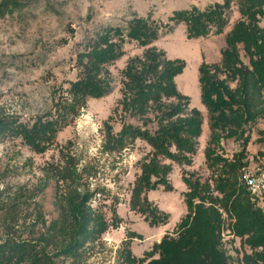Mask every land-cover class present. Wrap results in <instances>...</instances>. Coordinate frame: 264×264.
Returning a JSON list of instances; mask_svg holds the SVG:
<instances>
[{
    "label": "trees",
    "instance_id": "16d2710c",
    "mask_svg": "<svg viewBox=\"0 0 264 264\" xmlns=\"http://www.w3.org/2000/svg\"><path fill=\"white\" fill-rule=\"evenodd\" d=\"M231 2L223 0L203 11L197 7L175 11L168 23L161 25L150 18L134 17L127 33L108 28L78 54L79 76L66 94L55 100L53 111L32 125L0 117V135L21 138L32 151L45 153L54 145L58 133L80 116L89 99H100L112 92L108 66L123 56L127 39L147 47L161 32L170 33L182 23L190 41L220 35L228 24ZM22 5L18 0H1L0 10L13 12L22 9ZM238 7L240 18L225 36L220 61L203 59L198 68L201 102L209 116L210 140L205 157L209 167H220L215 186L183 175L188 188L187 214L174 233L166 234L141 258L125 247L120 257L122 264H229L221 249L225 220L220 209L234 220L231 226L235 236L253 251L243 257L244 263L264 264V206L260 205L264 196L252 195L239 180L240 172L247 166L251 130L264 120V0H238ZM185 67L183 60L168 59L155 46L147 49L143 57L132 58L123 71L122 109L143 119L144 125L155 123L157 129L152 132L123 124L117 136L108 133L107 147L111 151H121L138 139L153 149L151 158L141 166L130 199L131 210L144 216L152 227L166 224L169 216L149 201L148 192L159 186L173 190L168 182L173 168L167 161L189 165L202 135L201 112L190 108L189 98L175 82ZM262 135L260 142L264 143V131ZM226 140H234L241 147L233 159L218 153ZM59 175L62 182L74 179V172L69 169L59 171ZM56 193L52 218L47 220L43 207L36 206L33 224L24 225L25 234L17 235L20 227L12 214L8 216L3 225L4 237L0 238V264L87 263L88 246L100 240L109 224L90 207L93 194H80L75 189L66 195ZM137 237L129 233V238Z\"/></svg>",
    "mask_w": 264,
    "mask_h": 264
},
{
    "label": "rangeland",
    "instance_id": "374dc122",
    "mask_svg": "<svg viewBox=\"0 0 264 264\" xmlns=\"http://www.w3.org/2000/svg\"><path fill=\"white\" fill-rule=\"evenodd\" d=\"M18 1L23 4L22 9L13 12L0 10V117L13 118L27 125L53 111L55 100L65 95L79 76L78 54L84 52L98 34L108 28H120L127 33L134 17L167 24L175 11L193 7L203 11L214 3L223 2ZM239 18L238 0H232L228 24L220 35L211 34L205 39L190 41L186 25L182 23L170 33L161 32L159 38L147 47L127 39L122 47L123 56L108 66L113 80L112 92L100 99H89L80 116L58 133L54 145L43 154L32 151L21 138L0 135V238L4 237L3 225L10 214L20 227H17V235L25 234L24 225L33 224L36 206L43 207L46 219L50 220L56 191L66 195L72 189L80 194H93L90 207L102 214L109 224L100 240L88 246L86 264H122L120 257L125 247L141 258L166 234L172 235L187 214L185 194L188 188L182 181L183 175L200 179L203 183L209 182L213 188L220 173V167H209L205 157L210 140L209 116L201 102L198 68L203 56L208 62L220 61L217 59L218 56L220 59L221 50L217 49L225 47V36ZM261 26L264 27V18ZM154 46L164 51L168 59L185 62L186 67L175 82L180 92L189 98L190 108L201 112L203 125L197 153L191 163L178 165L167 161L173 168L168 178L173 190L167 191L159 186L148 192L149 201L169 216L166 224L152 227L144 216L131 210L130 199L134 183L141 174V166L151 158L153 149L146 141L138 139L121 151H111L107 147V139L109 132L117 136L123 124L148 128L152 132L157 129L155 123L144 125L143 119L125 113L121 105L124 69L132 58L143 57L146 50ZM251 131L244 169L259 174L264 172V143L260 142L264 120L253 126ZM222 148L217 152L229 159L241 151L239 143L234 140L223 141ZM64 169L74 172L73 181H60L59 171ZM242 171L239 180L243 184ZM44 184L46 188L42 187ZM260 205L264 206V201H260ZM113 211L116 217H113ZM220 212L225 220L221 249L229 264H245L243 257L252 255L253 251L244 244V240L235 236L231 226L234 220L222 209ZM129 233L139 237L131 239Z\"/></svg>",
    "mask_w": 264,
    "mask_h": 264
},
{
    "label": "built area",
    "instance_id": "2783aa9c",
    "mask_svg": "<svg viewBox=\"0 0 264 264\" xmlns=\"http://www.w3.org/2000/svg\"><path fill=\"white\" fill-rule=\"evenodd\" d=\"M242 182L252 195L264 196V172L255 174L245 168L242 171Z\"/></svg>",
    "mask_w": 264,
    "mask_h": 264
},
{
    "label": "crops",
    "instance_id": "0c3cea01",
    "mask_svg": "<svg viewBox=\"0 0 264 264\" xmlns=\"http://www.w3.org/2000/svg\"><path fill=\"white\" fill-rule=\"evenodd\" d=\"M224 48V46L223 47H220L219 49H217V50H222ZM203 58H204V56L201 58V61H200V63H199V66H200V64H201V62L203 61ZM206 59H208L207 57H205ZM217 60H219V56H218V59ZM216 60V61H217ZM177 78V77H176Z\"/></svg>",
    "mask_w": 264,
    "mask_h": 264
}]
</instances>
